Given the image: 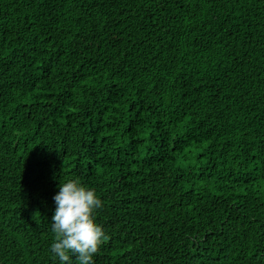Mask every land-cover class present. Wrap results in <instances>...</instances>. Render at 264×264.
Wrapping results in <instances>:
<instances>
[{"label": "trees", "instance_id": "1", "mask_svg": "<svg viewBox=\"0 0 264 264\" xmlns=\"http://www.w3.org/2000/svg\"><path fill=\"white\" fill-rule=\"evenodd\" d=\"M69 179L95 264H264V0H0V264Z\"/></svg>", "mask_w": 264, "mask_h": 264}, {"label": "clouds", "instance_id": "2", "mask_svg": "<svg viewBox=\"0 0 264 264\" xmlns=\"http://www.w3.org/2000/svg\"><path fill=\"white\" fill-rule=\"evenodd\" d=\"M55 211L51 217L54 240L50 245L53 259L59 264H95L94 256L110 240L104 227L97 222L103 201L95 190L78 179L60 183L54 195Z\"/></svg>", "mask_w": 264, "mask_h": 264}]
</instances>
